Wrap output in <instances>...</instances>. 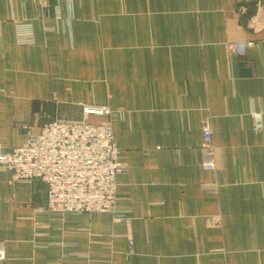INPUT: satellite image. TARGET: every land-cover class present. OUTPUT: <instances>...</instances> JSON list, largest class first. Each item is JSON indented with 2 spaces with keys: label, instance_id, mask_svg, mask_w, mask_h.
<instances>
[{
  "label": "crops",
  "instance_id": "obj_1",
  "mask_svg": "<svg viewBox=\"0 0 264 264\" xmlns=\"http://www.w3.org/2000/svg\"><path fill=\"white\" fill-rule=\"evenodd\" d=\"M254 3L0 0L2 150L93 105L111 112L88 122L110 121L124 168L113 212L63 214L45 210L40 181L0 168V264H264V14L252 21ZM18 25L31 43H18ZM233 43L249 45L236 54Z\"/></svg>",
  "mask_w": 264,
  "mask_h": 264
},
{
  "label": "built area",
  "instance_id": "obj_2",
  "mask_svg": "<svg viewBox=\"0 0 264 264\" xmlns=\"http://www.w3.org/2000/svg\"><path fill=\"white\" fill-rule=\"evenodd\" d=\"M257 22L264 14V0H255ZM21 24V23H20ZM19 44L31 43V35L18 25ZM25 35V36H23ZM248 43H233L228 50L244 54ZM111 116L104 107L85 105L79 121L58 120L42 125L28 133L26 141L8 152L2 150L0 140V168H6L12 181L38 180L46 188L45 210L51 214L113 212L116 202V177L123 171L117 161L118 147L113 142L110 121L88 122L90 115ZM253 130L263 127L262 114L252 112ZM110 119V118H109ZM201 167L214 170L215 151L211 129L201 127ZM206 223L218 226V218H206ZM5 255L0 250V260Z\"/></svg>",
  "mask_w": 264,
  "mask_h": 264
}]
</instances>
